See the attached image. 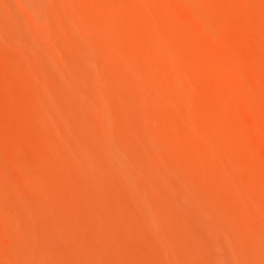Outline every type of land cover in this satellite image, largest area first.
<instances>
[{
	"label": "rangeland",
	"instance_id": "rangeland-1",
	"mask_svg": "<svg viewBox=\"0 0 264 264\" xmlns=\"http://www.w3.org/2000/svg\"><path fill=\"white\" fill-rule=\"evenodd\" d=\"M0 264H264V0H0Z\"/></svg>",
	"mask_w": 264,
	"mask_h": 264
}]
</instances>
